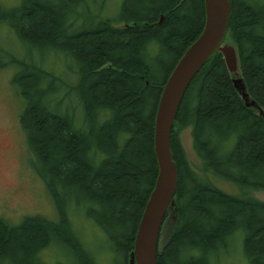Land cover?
Returning a JSON list of instances; mask_svg holds the SVG:
<instances>
[{"label": "trees", "instance_id": "obj_1", "mask_svg": "<svg viewBox=\"0 0 264 264\" xmlns=\"http://www.w3.org/2000/svg\"><path fill=\"white\" fill-rule=\"evenodd\" d=\"M117 14L96 18L87 0H21L14 8L0 3V26L8 25L29 53L18 58L0 48V69L15 68L20 122L36 157L31 164L58 213L55 220L38 214L18 224L0 217V264H47L43 250L61 244L77 264H98L72 228L70 204L105 233L114 264H130L158 174L154 124L161 89L202 32L205 5L122 0ZM228 38L237 46L247 91L264 110V0H232ZM32 51L66 56L76 80L31 60ZM260 108L246 104L220 52L193 79L172 131L179 184L162 226L158 264H215L210 253L238 231L248 260L264 264L256 257L264 255V202L201 178L176 133L177 126L192 125L195 149L214 176L264 190Z\"/></svg>", "mask_w": 264, "mask_h": 264}, {"label": "rangeland", "instance_id": "obj_2", "mask_svg": "<svg viewBox=\"0 0 264 264\" xmlns=\"http://www.w3.org/2000/svg\"><path fill=\"white\" fill-rule=\"evenodd\" d=\"M122 0H87L88 9L96 18L117 17ZM21 0H0L8 8L19 5ZM0 48L23 58L28 53L11 28L0 26ZM154 52V50H153ZM29 58L45 65L55 75L73 82L77 78L74 69L70 70V61L64 55L49 51L31 52ZM15 68L7 66L0 69V217L14 224H18L25 216L43 215L50 219H57L58 213L45 180L39 175L31 160L36 161L33 151L27 141V134L20 122L22 102L13 85L12 79ZM162 73L158 76L162 78ZM64 87L62 92L67 91ZM73 97V96H72ZM71 100L74 101V98ZM176 133L182 143L184 152L192 169L203 179H209L219 188L234 195H246L256 201L264 202V190L244 188L236 183L220 179L210 173L204 160L197 153L194 146L192 125L176 128ZM86 211L70 204L67 214L72 228L80 237L84 246L96 257L98 264H114L116 254L111 249L105 233L88 217ZM244 233L236 232L229 244L216 252L210 253L215 264H253L245 255L243 247ZM42 256L47 264L63 262L77 264V260L70 254V249L61 244L43 250ZM259 262L264 261V255L256 256Z\"/></svg>", "mask_w": 264, "mask_h": 264}, {"label": "water", "instance_id": "obj_3", "mask_svg": "<svg viewBox=\"0 0 264 264\" xmlns=\"http://www.w3.org/2000/svg\"><path fill=\"white\" fill-rule=\"evenodd\" d=\"M205 23L199 36L187 47L162 86L154 124V151L158 174L142 212L130 264H158L160 234L168 210L175 203L179 184L178 166L172 151V131L184 99L195 76L217 52L233 76L235 88L246 104L260 108L252 100L241 76L237 46L227 34L231 22L232 0H204ZM260 112L264 110L260 108Z\"/></svg>", "mask_w": 264, "mask_h": 264}]
</instances>
